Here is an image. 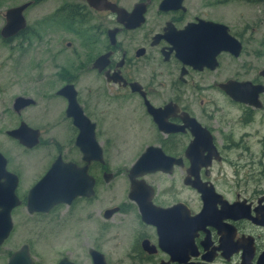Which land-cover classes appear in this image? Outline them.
Returning <instances> with one entry per match:
<instances>
[{
    "label": "flooded vegetation",
    "instance_id": "obj_1",
    "mask_svg": "<svg viewBox=\"0 0 264 264\" xmlns=\"http://www.w3.org/2000/svg\"><path fill=\"white\" fill-rule=\"evenodd\" d=\"M39 1L14 5L30 2L21 11L24 25L0 35V42L15 45L26 33L37 37L25 11ZM106 1L127 12L142 4V20L126 27L115 13L85 0L59 3L48 20L74 36L63 43L76 53V64L42 68L34 78L42 91L36 86L31 95H17L30 99L17 108L14 95L3 111L14 124L0 127V154L17 177L19 203L10 210L11 227L0 250L15 235L14 210L20 207L31 219L28 233L35 235L7 250L5 264L22 246L35 264L33 246L46 234V264H264V65L254 49L246 50L259 26L242 18L226 22L216 8L227 0H165L164 8L163 0H134L127 7L121 0ZM223 27L239 44L236 55L217 49ZM39 42L49 54L61 52L51 50L50 36ZM75 107L88 120L81 128L72 120ZM28 108H35L33 123L22 119ZM150 108L157 110L158 122ZM121 109L125 114H117ZM20 123L36 130L34 145L9 135ZM81 129L86 136L91 131L99 147L98 154L90 149L87 161L75 144ZM195 134L199 141L190 146ZM114 137L126 146H111ZM15 143L23 150L42 143L52 148L22 193L20 171L8 154L15 153ZM126 151L129 156L121 157ZM146 152L145 159L157 165L133 168ZM56 159L85 165L92 192L46 211H27L28 190Z\"/></svg>",
    "mask_w": 264,
    "mask_h": 264
},
{
    "label": "rangeland",
    "instance_id": "obj_2",
    "mask_svg": "<svg viewBox=\"0 0 264 264\" xmlns=\"http://www.w3.org/2000/svg\"><path fill=\"white\" fill-rule=\"evenodd\" d=\"M23 1L26 0H0V26L3 24L4 19L2 14L5 9ZM77 1L80 0H41L37 3H34L32 6L26 9L25 19L27 25H29V27L35 31L37 37L33 38L32 36L28 35V33H26L25 37L22 39H15V45L12 42L7 44L0 42V127H9L14 124L12 119L9 118L11 115L8 113L5 114L3 111L8 110L9 103L14 95H31L35 93L37 85L34 83V78L38 76V73L40 70H42V68L48 67L49 70H53L54 67L49 66L56 65L69 68L72 67L71 65L76 64V53L65 48L63 43L65 39L75 41L74 36L72 34L69 35L65 33V31H60L59 28L54 27L48 20V14L59 3ZM132 1L134 0H121L120 5L127 7ZM195 2L203 3L204 0H195ZM216 9L218 13L224 11L225 15L219 16L222 17L226 22H230L233 25L237 18H242L245 22H247L248 25L250 24L251 26H259V36L255 39L254 37L257 35V33L251 34L252 36L250 37V41L247 43L246 50L250 51L251 49H254L256 54L259 56V65L263 66L264 37L260 36V34H264V3H259L256 5L247 0H227L224 7H217ZM247 35L248 33L246 32L244 37ZM49 36L52 40L51 50L56 51L61 48L60 53L53 52L49 54L45 50L44 46L40 44L39 40H46L49 38ZM14 74L15 81L11 79ZM37 89L42 91L40 86H37ZM45 104H47L46 101ZM34 110L35 108L26 109L22 114V119L28 123H33V121H35ZM117 112V114H125L123 109L117 110ZM105 125L106 123H102L103 127ZM113 134L116 135L121 133L114 132ZM104 137L105 136H101L100 141L102 143L105 142ZM44 141L46 142L45 138ZM119 141L120 137H114L111 141V146H124L119 145ZM13 147L15 148V153L8 152V154L11 156L12 161L15 164V169L20 171L22 183L19 185L18 192H21V190H24L32 182V180L36 178V173H33L39 172V167L41 170V164L45 159V155L48 154L47 149L51 148V146H49L48 143H42L35 149L23 150L15 143V146ZM123 156H129V152L126 151V154L122 155L121 157ZM220 166L222 167L223 165L221 164ZM225 171L228 177H231L232 170L227 167L225 168ZM260 178H264V176L260 175ZM25 182L27 183L26 186L23 185ZM24 210V207H20L16 210V212L14 210L13 221L15 235L11 236V238L7 240V242L1 248L0 264H5L7 250L18 248L20 244L27 242L29 237L35 238V235L28 233L29 227L31 226V219L24 218L26 216L24 214ZM46 236L47 234L40 236L33 246V255L35 257L34 259H36L35 264H46L45 261L41 262L45 256L42 250L46 244ZM56 245H60L59 240L57 241Z\"/></svg>",
    "mask_w": 264,
    "mask_h": 264
},
{
    "label": "water",
    "instance_id": "obj_3",
    "mask_svg": "<svg viewBox=\"0 0 264 264\" xmlns=\"http://www.w3.org/2000/svg\"><path fill=\"white\" fill-rule=\"evenodd\" d=\"M85 1L92 8L107 9L115 13L117 22L126 27H133L142 20V12L144 11V6L142 4L134 5L131 11L127 12L124 8L106 0ZM163 2H165V0L161 1L160 7L163 5ZM29 3L30 2H24L18 6H12L5 9L3 12L4 23L0 28L1 36L5 37L12 35L17 29L23 27L24 19L21 15V11ZM203 24L208 28L220 26L209 22ZM114 31L115 30L110 31L109 34H113ZM213 33L214 32H211L210 34L213 35ZM222 33V39H218V41L216 40L215 42L217 46L219 45V48L217 49H224L236 55L239 44L226 33L225 28ZM205 42L210 43V39L206 37ZM262 73L264 74V69L262 70ZM231 93L233 98L238 99L237 95H234L235 93ZM29 101L30 99L27 97L16 96L13 101V107L17 108V106H24L28 104ZM69 103L72 102L69 100ZM152 109L153 108H150V113L153 120L158 122L157 110L154 111ZM71 116L73 123L79 128H81L82 122H88L78 107ZM28 130L30 132H28ZM9 135L17 139L21 145L26 147H30L37 142L36 130L31 129L24 123H20L17 128L10 130ZM197 139L198 138L195 134L190 146L195 145L196 142L198 143L199 140ZM75 144L82 151L83 159L85 161L92 157L90 149H99L97 143L94 141L91 131H89L88 136H86V133L84 134L82 129L75 139ZM148 152L139 157L133 168H138L141 165H157L156 161H148L145 159ZM98 153L99 150L97 154ZM5 163V158L0 154V243L6 237L11 227L10 210L19 203V200L15 195L17 177L15 174L6 170ZM85 168V165L83 167H77L73 163H63L59 159H56L46 173L28 190L25 203L27 211H46L53 204L69 202V200L76 195H89L92 192V178L87 175ZM25 248V246H22L19 250L13 252L9 256L6 264H30L31 259ZM260 258H264V251L260 255Z\"/></svg>",
    "mask_w": 264,
    "mask_h": 264
}]
</instances>
